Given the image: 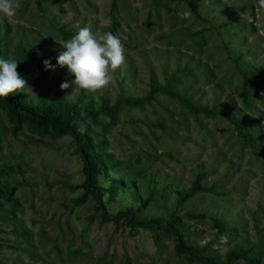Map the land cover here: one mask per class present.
Segmentation results:
<instances>
[{"label": "rangeland", "instance_id": "rangeland-1", "mask_svg": "<svg viewBox=\"0 0 264 264\" xmlns=\"http://www.w3.org/2000/svg\"><path fill=\"white\" fill-rule=\"evenodd\" d=\"M182 11L191 17L182 19ZM85 25L93 33L121 36L125 48L124 63L109 69V84L96 92L74 89V75L57 65L65 49L56 40ZM19 50L28 84L21 93L29 100H51L68 81L62 91L69 100L102 97L117 105L115 123L105 128L109 119L101 114L103 121L92 124L94 139L106 140L100 147L111 164L99 173L108 212L136 207L151 195L135 211L137 219L166 217L175 208L187 242L204 245L218 260L231 249L254 248L264 264L259 0H20L14 17L0 14V58L15 60ZM45 59L55 71L45 70ZM172 72L171 87L185 89L208 113H195L162 93L148 99L151 84H163ZM121 95L142 102L125 104ZM0 119V185L15 186L12 198L0 197V264H196L176 253L174 237L162 229L103 218L91 193L76 203L85 175L69 134H13L1 109ZM199 172L206 173L203 183L213 185V192L176 207L175 193L190 187ZM115 175L133 185L110 195Z\"/></svg>", "mask_w": 264, "mask_h": 264}, {"label": "trees", "instance_id": "trees-1", "mask_svg": "<svg viewBox=\"0 0 264 264\" xmlns=\"http://www.w3.org/2000/svg\"><path fill=\"white\" fill-rule=\"evenodd\" d=\"M192 10L199 17L195 6L192 7ZM15 60L18 61L17 72L21 76L25 68L23 50H19ZM259 70H262V68H259ZM254 71L257 70L254 69ZM244 76L246 77V74ZM175 78L176 72H172L163 84L152 83L147 95L148 99L154 93H162L178 99L181 104L195 113H208L206 109L195 105L186 97L185 89L179 90L171 87V82ZM120 99L125 104L132 106L139 105L142 102V99H134L125 97L124 95H121ZM0 109L5 113L6 118L9 119L13 134L27 129L29 132L37 135L48 134L59 136L67 133L72 137L74 150L82 160V171L85 175L82 182L84 190L82 194L75 198L76 203L84 200L91 193L103 208L101 212L103 218L111 217L116 221L123 219L126 224L133 227L162 229L166 234L174 237V249L176 253L183 255L187 263L232 264L233 261L241 259L247 264H259V259L253 255L254 248L240 247L238 249H231L226 252L224 260H218L215 256L205 252L206 247L204 245L199 246L187 242L181 228V217L175 208L169 210L166 217L157 216L148 220L137 219L135 211L143 207L151 199V195L140 201L136 207L128 206L123 210L119 208L115 212H108L103 198V186L99 181V173L102 171L106 172L111 164L108 162V152L100 147L106 140L94 139L92 124L103 121L100 119L101 114H106L109 119L104 123L105 128L109 124L115 123L117 121L118 110L116 104H111L102 97L98 101H83L82 95L76 100H69L64 96L60 86H58L51 100L43 98L29 100L21 92L10 93L7 97H0ZM237 125L239 126V123ZM3 129V122L0 119V133ZM4 166L5 168L9 167L6 164ZM205 175V172L197 173L190 187L175 193L176 207H179L185 200L197 193L213 192V185L203 183ZM131 185H133V182H125L121 178V175H115L111 177L108 192L110 195H113L118 188L127 190ZM14 188L15 186L0 185V197L12 198Z\"/></svg>", "mask_w": 264, "mask_h": 264}, {"label": "clouds", "instance_id": "clouds-1", "mask_svg": "<svg viewBox=\"0 0 264 264\" xmlns=\"http://www.w3.org/2000/svg\"><path fill=\"white\" fill-rule=\"evenodd\" d=\"M264 7V0H259ZM20 7V0H0V14L12 18ZM182 19L191 17V11L177 13ZM56 40V39H55ZM65 50L57 57V65L67 67L69 74L74 75L70 82L75 88L96 92L110 82L109 69L116 70L125 60V48L122 37L112 32L97 31L93 33L89 26L77 27V31L69 39L56 40ZM45 70L55 71L56 65L49 59L43 61ZM18 61L0 58V97L10 93L23 92L27 81L17 72ZM68 81L60 84V89L70 87ZM73 89V90H74Z\"/></svg>", "mask_w": 264, "mask_h": 264}]
</instances>
